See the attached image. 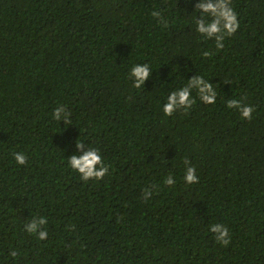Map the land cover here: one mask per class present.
I'll use <instances>...</instances> for the list:
<instances>
[{"label": "trees", "instance_id": "obj_1", "mask_svg": "<svg viewBox=\"0 0 264 264\" xmlns=\"http://www.w3.org/2000/svg\"><path fill=\"white\" fill-rule=\"evenodd\" d=\"M196 4L0 0V264H264V0H232L240 27L219 50L196 32ZM136 63L152 67L139 89ZM196 75L216 102L193 90L166 116V96ZM58 105L71 123L52 118ZM88 146L109 167L101 180L67 166ZM40 217L42 240L26 230ZM211 223L229 228L227 246Z\"/></svg>", "mask_w": 264, "mask_h": 264}, {"label": "clouds", "instance_id": "obj_2", "mask_svg": "<svg viewBox=\"0 0 264 264\" xmlns=\"http://www.w3.org/2000/svg\"><path fill=\"white\" fill-rule=\"evenodd\" d=\"M196 13L202 15V19H197ZM152 17L160 16L157 11L151 12ZM193 20L196 21V32L205 40H213L217 50L224 47V40L226 37L232 36L240 27V20L238 13L232 6V0H197L195 11L192 13ZM212 53L204 51V56H210ZM151 65L136 63L131 67L128 73L132 81V86L139 89L149 78L151 74ZM195 90L201 102L205 104H214L216 102L217 91L213 83L205 79L201 75H196L187 80L183 86L175 89L166 96V103H163V112L166 116H171L177 109L182 108L187 111L195 103L192 92ZM229 109L236 108L240 112L242 119H252L254 107L249 104H243L240 100L232 98L226 101ZM52 118L60 121L64 120L70 122V113L66 106L58 105L52 110ZM77 148L84 149V140H77ZM13 159L17 165H25L28 162V157L22 151H15L12 153ZM67 166L73 171L79 173L80 179L88 181L95 178L101 180L109 171V167L104 163L100 150L96 147L88 146L86 151L82 154H74L67 158ZM183 179L189 183L198 182V175L195 166L187 159L184 160V174ZM164 184L174 185L176 183L175 176L168 174L165 176ZM156 187V186H154ZM145 196H151L152 190L144 189ZM47 222L46 217H40L38 220H33L27 224V232L36 234L38 239L47 237V231H38L40 225ZM209 230L215 233V239L218 243L227 246L230 243L231 236L229 228L221 223H211ZM16 256L17 252L14 250L11 253Z\"/></svg>", "mask_w": 264, "mask_h": 264}]
</instances>
